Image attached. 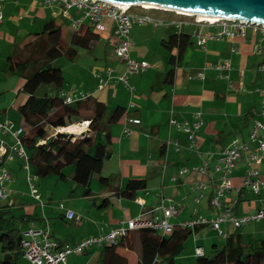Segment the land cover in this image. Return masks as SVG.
I'll use <instances>...</instances> for the list:
<instances>
[{"label": "crops", "instance_id": "crops-1", "mask_svg": "<svg viewBox=\"0 0 264 264\" xmlns=\"http://www.w3.org/2000/svg\"><path fill=\"white\" fill-rule=\"evenodd\" d=\"M43 1L3 0L0 40L11 43L13 48L17 42L28 36L31 37L26 41L38 37L45 23L56 17V12L45 7ZM6 6L10 7L7 17L4 12ZM157 12L160 11L151 13L164 19ZM185 27L189 31L187 33L192 35L194 44L183 54L173 81L170 82L168 72L173 67L170 61L176 50H168L163 46V42L172 32H176L173 26L134 27L130 55L135 60L151 63L152 68L143 74L130 75L127 73V66L119 62L114 55L116 37L111 23H107V30L103 32L102 38L94 42L90 49L95 45L104 44L105 55L110 54L115 59L111 63L107 60L104 68H95L88 87L82 91L80 88L78 94L88 91L87 95L83 93L85 98L95 96L110 109L119 106L127 109V114L118 124L108 126L112 135L109 146L112 156L105 162L102 173L107 170L105 176L111 179L113 189L104 191L98 185V188H92L90 196H84V190L72 199L69 195L67 202L60 203L64 204L65 210L51 203V198L48 197L47 206L43 202L40 203L41 211L33 204L24 202L26 194L21 192L19 195L16 192V195L12 194V199L11 196L6 199V202H9L6 206H11L13 213L18 210L22 212L21 216H36L39 219L30 223L24 220L21 225L22 234L30 228L45 229L49 225L50 228H55L52 229V236L59 243L75 245L84 239L110 232L121 221L137 218L143 211L155 207L162 197L171 198L178 204L179 214L172 218L175 225L185 223L196 214L208 219L215 218L218 211L212 207L211 201L221 179V174L213 171L217 158L231 147L234 141L247 142L254 123L262 119L260 111L264 70L261 65L264 62V42L262 55L255 54L254 46L261 39L262 33L248 27L245 34L240 33L235 38L221 41L209 39L202 48L197 45V34L213 36L220 27L198 25L193 21L187 22L183 31ZM1 52L0 49V56ZM222 59H230L232 62L231 70L225 73L228 79L219 78L217 71H207L204 80L192 78L203 70L207 63H217ZM109 68L114 70L111 77H108L106 71ZM126 76L128 85L134 88L133 91L122 82V78ZM101 78L108 81L102 90L99 89ZM25 98L24 95L19 105ZM0 112L3 120H11L18 127L23 125V120L20 123L15 122L8 110ZM197 114H200L203 124L197 131L195 145L190 147V136L178 130L176 126H171V121L193 125ZM134 119H139L141 123H133ZM9 139L6 138L10 141ZM169 141L172 142L170 145ZM175 142L179 144V151L174 149ZM204 163L209 165L208 174L201 175L193 170ZM7 165L10 173L17 172L18 164L11 166L9 162ZM260 168L264 178V162ZM185 169L188 171L179 175V172ZM28 174H35L32 166ZM246 174L247 167L244 162H240L232 172L235 188L222 200L232 208L237 217L264 210V194H255L250 189H239ZM173 177H176L175 181ZM131 179H145L146 189L138 191L133 199L120 196L117 189L125 187ZM201 182L207 185L202 192L200 204H197L194 199L200 193L194 191L193 187ZM43 193L46 195V189ZM105 199L107 202L102 205ZM67 210L74 211L81 220L67 219ZM222 227L228 235L236 231L230 223L223 224ZM206 228L211 229L210 235L218 233L207 225L195 234ZM198 247L206 253L205 247L197 246L196 250ZM100 252V248L91 247L84 254L69 256L66 264H99ZM123 252L130 261L134 259V253Z\"/></svg>", "mask_w": 264, "mask_h": 264}, {"label": "trees", "instance_id": "trees-1", "mask_svg": "<svg viewBox=\"0 0 264 264\" xmlns=\"http://www.w3.org/2000/svg\"><path fill=\"white\" fill-rule=\"evenodd\" d=\"M58 18L56 16L46 22L35 39L26 41L31 37L28 36L13 46L5 73L7 76L18 75L23 80L19 95L22 93L26 98L17 110L25 130L22 144L30 166L35 169V174H32L36 177L35 187L38 180L52 176L66 181L65 169L74 166L73 181L84 188V196H90L96 175L99 176L101 190L113 189L111 179L102 175L105 162L112 156L109 150L112 135L108 126L118 124L127 114V109L119 106L110 110L95 96L76 101L65 92L64 70L57 62L61 58L74 62L79 50L89 49L102 38L103 32H98L87 23L80 31H72L69 38H65ZM175 31L163 42L168 50H176L170 61L173 66L168 72L170 82L183 54L194 44L190 33L177 28ZM68 98L73 99L72 103L67 102ZM83 122H89V133L84 137H69L67 132L58 131ZM146 187L145 179H131L125 187L118 188L117 193L133 199L138 191ZM106 202L107 199L102 205ZM24 220L32 222L39 219L36 216L18 217L11 206H3L0 201V252L4 254L1 264H17L25 258L21 247L23 234L19 227ZM200 228L203 227L191 230L178 226L166 235L150 228L130 232L116 243L100 248L99 264H131L123 251L135 254V264H184L178 257L188 239ZM244 238L237 231L227 235L222 248L215 250L211 256L206 253L197 256L195 264H264V235L257 243L246 242Z\"/></svg>", "mask_w": 264, "mask_h": 264}, {"label": "built area", "instance_id": "built-area-1", "mask_svg": "<svg viewBox=\"0 0 264 264\" xmlns=\"http://www.w3.org/2000/svg\"><path fill=\"white\" fill-rule=\"evenodd\" d=\"M43 5L51 8L56 16L72 22L71 31L78 32L87 23L94 26L98 32L107 30V23H111L113 33L116 37L114 54L119 62L127 66V73L130 75L143 74L152 68V64L147 61H138L131 57L132 46V30L135 26H166L171 25L181 31L187 23L181 17H192L181 15L175 12L177 19L167 21L161 17L153 15L152 11H162L159 9H151L145 6L140 7L138 11H132L135 6L121 7L116 3L105 0H44ZM3 18V0H0V23ZM194 23L198 25L207 24L209 26H218L220 30L213 36L205 34H197V45L204 48L209 39L225 40L226 38H235L240 33L245 34L246 28L252 27L255 30H260L262 33L261 39L254 46V53L262 55L264 42V27L262 24L254 23L245 19L225 18L217 21H201L195 17ZM232 68L230 59H222L217 63H207L203 70L199 71L192 78L204 80L207 71H217L219 78L228 79L225 73ZM264 70V62L261 65ZM113 69L107 71L108 77L112 76ZM122 82L128 85L127 76L122 78ZM108 81L101 80L99 89L102 90L107 85ZM131 91L133 87L129 86ZM263 98L261 103V120L256 121L251 130L249 140L247 142L234 141L231 147L224 150L217 158V163L213 167L214 173H220L221 179L215 189L214 196L211 201L218 214L215 218L208 219L202 215L196 214L179 227L194 230L198 227L210 225L216 230L221 237H227V233L223 230L222 225L230 223L235 229L243 228L251 222L264 219V210H260L254 214H246L242 217L234 215L232 208L225 205L222 198L234 186L232 172L240 163L244 162L247 167V174L242 178L241 188L250 189L255 194H264V178L261 175V165L264 162V89L262 90ZM73 99L68 98L67 102L72 103ZM196 122L193 125L188 123H178L176 120L171 121V126H176L178 130L186 132L191 139L190 147L196 143V134L198 129L203 124V119L200 114L196 116ZM133 123L139 124V119L132 120ZM89 126V122H84ZM87 126V128H88ZM58 131H61L58 129ZM24 127H17L11 120H3L0 112V200H6L10 195V184L12 175L10 174L7 163L13 161L15 157L23 158L27 161V170L30 169L28 154L22 144V136L24 135ZM62 132V131H61ZM129 134V131L126 130ZM6 138H10L14 143L8 142ZM172 142L169 141L168 145ZM174 149L179 151V144L174 143ZM209 165L204 163L200 167H194L193 170L201 175H206L209 172ZM188 169L181 170L179 175L186 173ZM176 180V177H173ZM36 177L28 174V182L30 185L31 195L36 200L40 201L39 193L35 187ZM206 183L201 182L193 187L194 191H198L200 195L194 199L197 204H200L202 192L206 188ZM61 210H65L64 204L59 206ZM179 214L178 204L171 198L162 197L157 205L153 208L143 211L137 218L128 221H121L119 225L113 228L108 233H101L98 236L87 238L75 245H62L52 236L50 226L45 229L30 228L23 234L21 247L24 252L25 259L31 264H66L69 256L84 254L91 247L102 248L107 244H114L122 236L130 232L137 231L142 228H150L164 235L170 234L178 225L172 222V218ZM66 218L72 221H80L81 217L77 216L74 211L67 210ZM197 256L203 255L205 252L198 247L196 250Z\"/></svg>", "mask_w": 264, "mask_h": 264}, {"label": "rangeland", "instance_id": "rangeland-1", "mask_svg": "<svg viewBox=\"0 0 264 264\" xmlns=\"http://www.w3.org/2000/svg\"><path fill=\"white\" fill-rule=\"evenodd\" d=\"M138 10H140V7L137 8L136 6L132 9V11H138ZM4 12L7 17V15L10 13V7L6 6V8H4ZM157 13L163 16L164 19L166 20H171V18L173 19L180 18L171 12L160 11ZM181 18L182 20L186 22H192L195 19V17L193 16L189 18L188 17L187 18L181 17ZM57 22L60 23L62 26L64 37L69 38L71 34L72 22L69 20L63 19L62 17H59ZM185 28H186L185 32H189L187 27ZM10 44L11 43L5 40H2V41L0 40V49L2 50L1 56H0V110H4V109L8 110V112L11 113V118L15 122L20 123L22 119H21L20 113L17 110V107L19 106V104L24 98V94L20 93L19 95V92L23 87V83H22L23 80L18 75L7 76L5 73L7 58L13 50L11 46L12 44L11 45ZM104 47H105L104 44H101V45H95L91 49L90 48L80 49L79 55L75 62H70L66 58H61L57 62L58 66H60L64 70V76L66 79L64 90L67 94H72V96L74 97L76 101L83 100L85 98V95L88 94V91H83L80 94L78 93L80 91V88L82 91L88 87L90 83L89 80L90 78L93 77L92 74L95 68H104L106 66L107 60L109 63H111V61L113 62V60L115 59L110 54L108 56L105 55L106 52L104 51L105 49ZM114 108L115 107H112L110 110ZM88 130H89V126H88ZM51 133L54 134L55 131H51ZM86 133H89V132H86ZM9 140H10V143H14L13 140L11 139ZM15 164L16 165L18 164V167L16 168L17 172L11 173L12 174V181H11L12 184H11L9 197L11 196V199H12V194L16 195L18 193L19 195H21V192H23V194H26L25 195L26 198L24 199V202H26L27 204L28 203L33 204V206L34 207L36 206L40 211L42 210L40 203L43 202L47 206L48 197L51 198L50 200L51 203L59 206L61 202H67L69 195H70V198L72 199L80 195V192L84 190L83 187L78 186L73 181L75 168L74 166H69L64 171L65 175L67 176L66 181L61 180L57 176H52L46 179H40L38 181L37 191L40 196V201H38L35 198H31V190L29 189V184L27 182V179H28L27 161L26 160L24 161L23 159H20L17 157L14 161H11V166ZM105 174H107V170L102 173L103 176H105ZM98 181H99V176L96 175L92 181L91 187L94 189L98 188ZM12 186H13V189H12ZM19 189H21V191H19ZM45 189L47 193L46 195H43L44 194L43 190ZM13 191H15V193H12ZM0 201L2 202L3 206H6L9 204V202H6V200H0ZM14 213L18 217L21 216L22 214V212L18 210H16ZM38 214H40V212H38ZM40 216H42V214ZM256 222L257 221L251 222L247 226H244L243 228H240V229H235V228L234 229L237 232L246 234L244 238L246 242L257 243L258 240L264 235V229H263L264 219L257 223ZM27 223H30V222H27ZM22 224H23L22 222L19 224V227L21 229H22V226H21ZM26 227H28V225ZM52 229L54 230L55 228L51 226V231ZM210 232H211V229L206 228L201 231V233H204V234L200 237H197V236H199L201 233L197 235L194 233L188 239L184 251L178 257L179 261L183 262L184 264H195V261L197 258V253H196L197 246L205 247L206 254L209 256H211V254L215 250L222 248L226 237H221L220 235H218L219 233L217 234L212 233L210 235ZM211 236H213V238ZM214 245H217V247ZM3 257H4V254L0 252V264H1ZM135 261H136V257L134 255V259L131 260V264H134L133 262ZM17 264H31V263L28 262L26 259L21 258Z\"/></svg>", "mask_w": 264, "mask_h": 264}, {"label": "water", "instance_id": "water-1", "mask_svg": "<svg viewBox=\"0 0 264 264\" xmlns=\"http://www.w3.org/2000/svg\"><path fill=\"white\" fill-rule=\"evenodd\" d=\"M109 2H133L132 6H142L140 3H158L173 7L185 8L201 13H211L224 16H235L236 19H245L262 24L264 27V0H105ZM158 9V8H151ZM162 10V9H159ZM165 11V10H164ZM170 12V11H168ZM89 132V130H87ZM67 133L69 137H84Z\"/></svg>", "mask_w": 264, "mask_h": 264}, {"label": "bare ground", "instance_id": "bare-ground-1", "mask_svg": "<svg viewBox=\"0 0 264 264\" xmlns=\"http://www.w3.org/2000/svg\"><path fill=\"white\" fill-rule=\"evenodd\" d=\"M117 4L119 6L125 8V7L132 6L133 2H117ZM140 4H142L143 6L148 7V8H158V9H162L165 11L175 12V13H178L181 15L197 17L201 21H217L219 19H225V17L221 16V15L205 13V12L197 13V12L191 11L189 9L173 7V6L163 5V4H158V3H140ZM234 17L235 16H230L227 18H234ZM87 126H88L87 124H75V125L73 124L72 126H70L68 128H64V129H60V130L62 132H67L70 134H74L76 136H80L83 133L87 132V130H88Z\"/></svg>", "mask_w": 264, "mask_h": 264}]
</instances>
